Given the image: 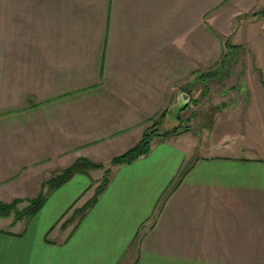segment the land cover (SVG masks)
Listing matches in <instances>:
<instances>
[{
  "label": "crops",
  "instance_id": "0c3cea01",
  "mask_svg": "<svg viewBox=\"0 0 264 264\" xmlns=\"http://www.w3.org/2000/svg\"><path fill=\"white\" fill-rule=\"evenodd\" d=\"M263 8L264 0H0V200L32 195L41 172L70 165L71 149L89 140L125 151L145 118L203 89L201 73L217 65L220 74L233 55L226 48L255 32L264 68V15L241 16ZM180 137L159 136L147 154L114 165L77 220L69 221L95 195L99 169L76 173L30 221L8 218L0 264H264V156Z\"/></svg>",
  "mask_w": 264,
  "mask_h": 264
},
{
  "label": "rangeland",
  "instance_id": "374dc122",
  "mask_svg": "<svg viewBox=\"0 0 264 264\" xmlns=\"http://www.w3.org/2000/svg\"><path fill=\"white\" fill-rule=\"evenodd\" d=\"M263 11L264 8L262 10L246 11L241 16L252 20L255 16L264 15ZM257 19L259 20V17ZM252 28L258 31L261 28V22L255 21ZM259 34L260 32H255L254 37L247 44L242 42L227 47L226 50H232L233 55L228 57L229 59L222 60L223 63L226 62V65H224L226 69H220L222 72L212 74V77L201 76L200 86L203 89L183 91L190 96L187 105L185 104L186 106L180 110L177 109V106L167 108L169 112L167 118H165L167 109L161 110L153 118H145L143 133L131 147L142 139L145 132L154 135L153 142L165 131H171L173 128L181 126L182 132L169 136L181 135L183 137L180 138L194 142L197 148L214 147L221 151L229 145L231 148L247 147L258 155L264 156V68L259 65L254 55L255 42L258 40ZM208 50V43H203L201 51L207 52ZM212 50L214 49L212 48ZM215 50H221L220 46L218 45ZM217 70H219V67L216 65L214 70L211 69L207 72H216ZM207 83L213 84V89H204L207 87ZM225 83L228 88L226 94L215 89L220 88ZM46 102L48 100L43 103L46 104ZM174 113L177 115H174ZM102 141L98 139L89 140L86 146L78 148L75 146L71 149L73 161L71 164L83 158L102 164V167L95 168L99 169L98 173L102 174L96 188L104 180L106 174L109 177L111 176L115 168L112 159L131 148L115 153L109 147L111 143L107 145L106 142ZM84 147L87 148V154L78 155L77 151ZM70 165L41 172L44 174L41 185L29 188L32 190V195L15 197L23 200L18 206L22 208L29 204V199L37 197L40 193H47L49 181L61 175L63 170ZM95 169H91L90 172ZM12 200L14 198L6 201ZM1 218L0 226H6L8 223L6 220L8 218L14 219V214ZM77 219L78 216L74 220Z\"/></svg>",
  "mask_w": 264,
  "mask_h": 264
},
{
  "label": "trees",
  "instance_id": "16d2710c",
  "mask_svg": "<svg viewBox=\"0 0 264 264\" xmlns=\"http://www.w3.org/2000/svg\"><path fill=\"white\" fill-rule=\"evenodd\" d=\"M215 73H217V71L216 72L211 71V72H205V73L202 72L201 76L212 77V74H215ZM181 129H182L181 126H178V127L173 128V130L171 131L169 130L165 131L160 136L165 138L171 134L172 135L178 134L182 132ZM153 137H154L153 134L145 132L142 136V139L136 145L129 148L122 154L115 156L112 159V164L117 165V164H122V163H129L137 159L138 157L147 154L151 148V142H152ZM98 167H102V164L92 162L86 158L75 161L69 167L65 168L61 175L54 177L53 179L49 181L48 183L49 189L47 193H44V194L40 193L37 197L29 199L28 200L29 204L22 208L18 206V204L23 201L20 198H14V200L9 201V202L0 200V218L9 217L12 214H14L12 225L15 224L19 220L30 221L31 218L34 217L35 214L43 207L48 196L55 189H57L58 187H60L61 185L69 181L76 173L88 174L91 169H95ZM109 178L110 177L108 176V174H106L104 180L96 188L95 195L84 206L80 208H76L73 211V214L71 218L69 219V221H73L76 216L81 215L96 201L98 195L103 191V189L108 184Z\"/></svg>",
  "mask_w": 264,
  "mask_h": 264
},
{
  "label": "water",
  "instance_id": "95a60500",
  "mask_svg": "<svg viewBox=\"0 0 264 264\" xmlns=\"http://www.w3.org/2000/svg\"><path fill=\"white\" fill-rule=\"evenodd\" d=\"M189 95L187 93L181 92L179 94V101L177 104V109L180 110L182 107L187 105V102L189 101ZM183 101V102H181ZM186 104V105H185Z\"/></svg>",
  "mask_w": 264,
  "mask_h": 264
}]
</instances>
